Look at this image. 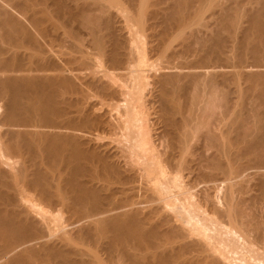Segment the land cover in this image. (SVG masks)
<instances>
[{
    "label": "bare ground",
    "instance_id": "1",
    "mask_svg": "<svg viewBox=\"0 0 264 264\" xmlns=\"http://www.w3.org/2000/svg\"><path fill=\"white\" fill-rule=\"evenodd\" d=\"M235 1L218 6L215 30L195 38L203 52L196 54L199 70L181 72L179 63L167 64V56V65L159 61L152 69V52H145L148 44L145 48L140 37L159 36L162 20L187 27V15L199 17L206 0H0V98L5 100L0 117L8 122L0 125V264H264V220L247 218L250 203L264 198V0H256L257 6L249 0L253 10L243 12L249 27L240 29L239 38L231 31L240 27ZM226 41L242 57L252 55L254 63L235 60L239 70L234 63L206 64L228 48ZM189 42H181L180 51L172 47L171 54L189 50ZM153 43L150 50L160 49ZM55 55L64 63L56 74L1 73L35 65L42 71ZM222 71L248 81L253 102L246 103L238 84L236 101L227 103V95L218 93ZM72 74L105 109L89 111L92 117L81 111L68 118L73 126L48 125L65 113L62 93L78 88ZM148 78L160 92L150 90ZM182 79L192 92L174 87ZM82 96L87 101L90 94L82 91ZM216 108L223 111L216 114ZM34 112L42 124L21 121ZM216 115L225 121L220 125L241 128L235 138L243 144L232 143L234 138L226 142L222 137L229 129L219 130L217 122L219 132L212 130L210 116ZM235 143L253 151L250 166L259 161L250 173L263 179L261 186L243 180L250 190L260 189L257 194L245 196L239 181L249 164L241 170L232 153L225 157V148ZM212 147L211 156L200 149ZM55 236L62 245L52 241Z\"/></svg>",
    "mask_w": 264,
    "mask_h": 264
},
{
    "label": "rangeland",
    "instance_id": "2",
    "mask_svg": "<svg viewBox=\"0 0 264 264\" xmlns=\"http://www.w3.org/2000/svg\"><path fill=\"white\" fill-rule=\"evenodd\" d=\"M206 1H208V3H209V0H206ZM219 1V2H218ZM220 1H222V0H217V3H216V1H214V0H211V3H213V4H211L210 3V6L208 5V3L205 5H203L204 7L206 6V8L204 9V7H201V8H203V9H201V10H199L200 12H199V17L201 16L202 18H199V17H195L194 16V14H188L187 15V20H188V22H187V27H181L182 29H180V27H178L179 28V32H178V28H177V25L176 24H174L173 25V23H171L170 25L168 24V23H170V22H166L167 23V25H166V23L165 22H163L162 23V21L160 22V20H159V22H160V24L158 23V25L159 26H157L156 28L158 29V31H156L157 29L155 28V30L153 31V34H154V32L156 31V32H160L161 30V32H162V34H161V32H160V35L159 36H157L158 34L157 33H155V35H156V37L157 38H159L158 39V42H159V45H160V43H162L161 44V46H157L156 44H154V43H156L157 42V38H154L155 37V35L153 36V35H149V34H151V33H149L148 34V32H147V41H148V39H150V37H152V39L154 38L155 39V41H154V43L152 42V40L150 41L151 43H153V45L158 49V47L160 48V49H158L157 51H156V49L154 50V51H156L155 53H153L154 51H152V49L150 50L149 48H148V46H149V44H150V42L149 43H146L147 41H144L143 40V38L145 37V36H143L145 33H144V31H143V33L144 34H142L141 32H142V29H141V37L140 38H142L141 40H142V42H144V44L143 45H145V48H146V46H147V44H148V46H147V49L149 50H147V51H145V52H152V56L151 55H149V56H151L149 59H151L152 57H153V59H152V62L154 61V63H153V65H155V66H153V68L152 69H155V67H156V65L157 66H161L160 65V63L158 64V62L160 61L161 62V64H165V65H167L168 63H170L171 65H176L177 63H179V64H177V66L179 67H177V69H179V70H181L182 68V70H181V72H184L183 70L185 69H187L185 72H187V71H193V70H199V68H198V66L201 64L200 62V57H201V55H202V51L198 48L199 47V44H198V41H196V37H200L201 35L202 36H204L202 33H206V31H207V34H210V31H211V33L215 30V28L217 27V23H216V21H218V19L216 18V16L219 14V7H220V5L222 4V5H227L228 6V4H232L231 6H234V3H232L233 1H235V0H230L231 1V3H227V2H229V0H223L222 1V3H220ZM227 1V2H226ZM238 1H239V3H238ZM237 1V4L235 3V5H237L235 8L233 7L232 9L234 10H236V12L240 15V19L238 20V22H236L237 24H235V25H239L238 27V29L236 28V26L234 27H230V28H228L229 30H231V29H235L236 28V30H231V31H233L234 33L232 34V36H236V38H239V36H240V32L241 31H243L246 27H249V26H247L248 25V17H246L248 14L247 13H249L250 12V10H249V12H247V10L248 9H252L254 6H257L258 4H257V2L256 3H254L256 0H251V1H253V2H251V3H254L253 5L254 6H251L252 4L251 3H249V0H238ZM236 2V1H235ZM245 2V3H244ZM223 3H225V4H223ZM244 6H243V5ZM248 4V5H247ZM208 5V6H207ZM229 5V6H230ZM201 6V5H200ZM199 6V7H200ZM219 6V7H218ZM239 6V7H238ZM198 7V8H199ZM211 7V8H210ZM217 7V8H216ZM245 7V8H244ZM213 8V9H212ZM241 8V9H240ZM246 10V11H245ZM253 10V9H252ZM211 11V12H210ZM218 11V12H217ZM118 12V11H117ZM203 12H205L204 14H201V13H203ZM243 12H245L247 15L245 16V13H243ZM211 13V14H210ZM120 14V13H119ZM217 14V15H216ZM117 15H118V13H117ZM121 15V14H120ZM119 15V16H120ZM191 16V17H190ZM212 18H211V17ZM243 16H244V18H243ZM217 17H219V15L217 16ZM242 17V18H241ZM197 18H199V19H197ZM204 18H205V20H204ZM208 20H207V19ZM209 18H210V20H209ZM190 19V20H189ZM193 19V20H192ZM240 20H243V21H240ZM241 22V23H240ZM243 22V23H242ZM164 23H165V25L166 26H164ZM190 23V24H189ZM193 23V24H192ZM240 23V24H239ZM161 24H163V25H161ZM199 24V25H198ZM201 24V25H200ZM205 24V25H204ZM211 24H213V25H211ZM217 24V25H216ZM245 26H244V25ZM195 25V26H194ZM204 27H203V26ZM210 25V26H209ZM216 25V26H215ZM164 26V27H163ZM169 26V27H168ZM173 26H174V28H173ZM197 26V27H196ZM206 26V27H205ZM159 27H160V29H159ZM163 27V28H162ZM191 27V28H190ZM201 29H200V28ZM170 28V29H169ZM196 28V29H195ZM208 28H209V30H208ZM170 31H169V30ZM175 29V30H174ZM199 29V30H198ZM227 29V28H226ZM223 30V31H225V32H229L228 31V29L227 30ZM240 29H243V30H240ZM160 30V31H159ZM166 30V31H165ZM180 30H182V31H180ZM198 30V31H197ZM152 31V30H151ZM150 30H149V32H151ZM176 31V32H175ZM184 31V32H183ZM203 31V32H202ZM170 32V33H169ZM183 32V33H182ZM198 32H200V33H198ZM235 32H236V35H235ZM174 33V34H173ZM179 33H181V34H179ZM224 33V32H223ZM179 34V35H178ZM225 34V33H224ZM228 34V33H227ZM146 35V34H145ZM149 35V36H148ZM163 35V36H162ZM166 35H168V36H166ZM169 35H172V36H169ZM175 35V36H174ZM182 35V36H181ZM192 35V36H191ZM194 35H196V36H194ZM143 36V37H142ZM174 36V37H173ZM181 36V37H180ZM201 36V37H202ZM223 36H226V35H223ZM228 36V35H227ZM149 37V38H148ZM171 37H173L172 39H171ZM176 37V38H175ZM165 38V39H164ZM170 38V42L172 41H175V42H169V39ZM175 38V39H174ZM234 38V37H233ZM145 40H146V38H144ZM186 40H187V42H189L190 43V49L189 50H183V52L181 53V54H183V55H176V56H173L171 53L172 52H174V50H173V48L175 49V51L176 50H178V51H180L181 49L180 48H182V46H183V44L185 45V43H186ZM235 41V44L237 43L236 41H237V39H234ZM180 41V42H179ZM193 41V42H192ZM179 42V43H178ZM183 44H182V43ZM197 42V43H196ZM227 42V41H226ZM146 43V44H145ZM168 43V44H167ZM175 43H177V44H175ZM228 43V48H226V46H225V48H223L224 50H222V55L221 54H219L217 57L215 56V58H213L211 61L210 60H208L209 62H207L206 64H208V65H212V64H220V65H222V67L226 64V65H232V63H234L233 65H235V67L237 66V63H238V65H244V64H247V63H252V60L251 59H253V58H251L250 56H252V55H250V54H245V56L243 55V57H242V55H239V54H237L236 53V49L235 48H232V46H230L231 44L229 43V41L227 42ZM170 44V45H169ZM172 44V45H171ZM188 44V43H187ZM197 44H198V47H197ZM230 44V45H229ZM168 45H169V47H168ZM179 45V46H178ZM182 45V46H181ZM227 45V44H226ZM152 46V44L149 46V47H151ZM167 47L168 49H165L164 47ZM171 46V47H170ZM177 46V47H176ZM181 46V47H180ZM194 46V47H193ZM173 47V48H172ZM193 47V48H192ZM163 48L165 49L164 51H163ZM197 48V49H196ZM231 48V49H230ZM161 49H162V51H161ZM171 49V50H170ZM198 49H199V51H198ZM226 49V50H225ZM172 51V52H171ZM230 51V52H229ZM235 51V52H234ZM161 52H167V53H163L164 54V56L161 54ZM168 52H169V55H167L168 54ZM189 52V53H188ZM195 52H197V53H195ZM202 52V53H201ZM147 53H145V56H147ZM159 55H162V56H160L161 57V60H162V58H164L163 59V61H161L160 60V57L157 55V54ZM187 53V54H186ZM195 53V54H194ZM59 54V53H58ZM150 54V53H149ZM188 55V58H187V56L186 55ZM196 54H198V56H200V57H198ZM190 55V56H189ZM193 55V56H192ZM195 55V56H194ZM227 55V56H226ZM237 55H239V56H241V59H239V56H237ZM250 55V56H249ZM148 56V57H149ZM167 56V57H166ZM182 56V57H181ZM56 57V58H55ZM55 59H54V61H51L50 63H49V65L47 64L46 66H45V68L46 69H43L42 71L41 70H38L37 69V67L38 66H32V70H30V69H27V68H29V67H25V66H22V67H16V69H18L17 71H4V72H1V73H3L2 75H4V76H10V75H12V74H21V73H25V74H28V73H31V74H33V75H35L36 73L37 74H41V73H58L61 69V67L62 68H64V63H62V65L60 64L62 61L59 59V57L57 58V55H55ZM167 58V60H166V58ZM172 57H173V59H172ZM175 57V58H174ZM176 57H178V58H176ZM194 57V58H193ZM237 57H238V59H237ZM247 57V58H246ZM171 58V59H170ZM191 58V59H190ZM229 58V59H228ZM245 60H244V59ZM58 59V60H57ZM176 59H178L179 61L177 62V60ZM195 59H199V60H195ZM222 59V60H221ZM243 59V60H242ZM57 62H56V61ZM176 60V61H175ZM181 60H182V62H181ZM190 60V61H189ZM197 61L196 63L194 62V64H192L193 63V61ZM224 60V61H223ZM237 61V63H236V61ZM240 60V61H239ZM247 60V61H246ZM150 61V60H149ZM166 61H167V64H166ZM170 61V62H169ZM187 61L189 62V63H187ZM214 61V62H213ZM220 61V62H219ZM234 61V62H233ZM242 61V62H241ZM164 62V63H163ZM175 62V63H174ZM190 62H192L191 64H190ZM198 62H199V64H198ZM226 62V63H225ZM227 62H230L229 64L227 63ZM246 62V63H245ZM189 64L188 66H187V64ZM242 63V64H241ZM253 63H254V59H253ZM52 64V65H51ZM170 64H168V65H170ZM186 64V65H185ZM184 65V66H183ZM197 65V66H196ZM225 65V66H226ZM56 66V67H55ZM59 66V67H58ZM197 68H195V67ZM34 67L36 68V69H34ZM53 67V68H52ZM188 67H190V68H188ZM194 67V68H193ZM227 67V66H226ZM193 68V69H192ZM232 68V67H231ZM54 69H56V70H54ZM188 69H190V70H188ZM228 69H230V68H226L225 69V67H224V70L226 71V70H228ZM233 69H234V67H233ZM236 69H240V67L238 68V67H236ZM38 70V71H37ZM223 70V69H222ZM235 70V69H234ZM41 73H40V72ZM54 71V72H53ZM222 73V76H223V71L222 72H220V74ZM226 73V72H225ZM224 73V74H225ZM74 74H72V80L74 81V83H76V85L78 86V88H77V90L76 89H71V90H65L64 92L65 93H67L68 92V94H65L64 92V95H63V93H62V98H61V100L63 101V99H66V100H64L63 102H62V106L64 107V109H65V113H62V114H60V115H58V116H54L53 117V119L51 120V122L50 123H47L48 125H53V126H69V125H71V126H73L74 124H68V118H75V117H79V115H81L82 113H80L81 111H83L84 110V112L83 113H85V115L87 116L88 115V117H90V115H91V112L93 113V112H95V113H93L92 115H94V114H97L96 112H99V114H102L103 113V110L105 109V107L103 106L102 108H101V110H100V105H97V103L99 104V102H94V101H99V100H95V99H98V98H96V96H93V93L91 92V90L90 89H88L87 87H86V85L85 84H83L82 83V81H81V79H80V77H78V76H76V75H74ZM229 75V76H228ZM217 76V75H216ZM219 77H216L217 79H218V81H217V86L219 87V92L218 93H221V94H224L225 96L227 95V101H229V102H227V103H229L230 105L234 102V100L236 101V92L234 91V89H235V86L236 85H238L239 84V86H240V88L242 89L243 88V91H244V94H245V97H244V99H245V101H246V103L248 102V99H250L249 101H252V97H250V95H251V92L247 89L248 88V84H249V82L248 81H245V79L243 80V79H239V80H233L232 78H230L231 76H232V74H225L224 75V77H225V79H223L222 80V77L220 76V75H218ZM75 77H77V78H75ZM220 77H221V79H220ZM202 80L204 79V77H200ZM148 79H150V80H148V81H150L151 82V84H149L150 86H153V83L154 82H152L153 81V78L151 79V78H148ZM183 80V81H182ZM182 80H180L179 81V84H177V85H175L174 87L175 88H178L179 90H181V89H183V90H181L182 92L185 90H187V89H189V90H187V92L189 91V92H192V90H193V88H192V86H188V80L187 79H182ZM184 80H185V82H184ZM187 80V81H186ZM220 80V81H219ZM230 80H231V82H230ZM221 81H223L222 83H221ZM181 82V83H180ZM184 82V83H183ZM234 82V83H233ZM228 83V84H227ZM182 84V85H181ZM186 86H185V85ZM227 84V85H226ZM156 85V84H155ZM222 87H221V86ZM148 86V85H147ZM150 86L148 87L149 89H150ZM224 86V87H223ZM244 86V87H243ZM154 87H156V88H154ZM189 87V88H188ZM156 89V92H155V90L154 89ZM157 88L159 89V87H157V85L156 86H153L152 87V89H150L151 91H153L154 90V92L157 94ZM223 88V89H222ZM245 88V89H244ZM174 89V88H173ZM177 89V90H178ZM190 89H191V91H190ZM73 90V91H72ZM179 90H178V92H179ZM225 90V91H224ZM82 91L83 92H87V93H89L90 94V97H88V100L86 101L84 98H83V96H82ZM180 91V92H181ZM184 91V92H185ZM223 91V92H222ZM249 91V92H248ZM159 92H160V89H159ZM246 92V93H245ZM248 92V93H247ZM151 93H153V92H151ZM155 93H153L154 95H155ZM246 94H247V96H246ZM66 95V96H65ZM64 97V98H63ZM81 98H83V99H81ZM247 98V99H246ZM238 99V98H237ZM5 100L4 99H2L1 100V98H0V104L1 105H3L5 102H4ZM84 101V103L82 104V102ZM181 101H184V97H182L181 98ZM70 104H69V103ZM88 102H89V104H90V102H91V104L88 106L87 104H88ZM94 102V103H93ZM253 102V101H252ZM63 103H65V104H63ZM93 103V104H92ZM249 103V102H248ZM247 103V104H248ZM157 104L159 105V103L157 102ZM156 103H155V107H156V105H157ZM92 105V106H91ZM82 106H86L85 108H86V110H85V108H82ZM158 107V106H157ZM220 107H222V106H220ZM104 108V109H103ZM219 108V107H218ZM218 108H216V110L215 111H217V113L216 114H219V113H221L220 112V110H222L223 111V109L222 108H220V109H218ZM5 106L4 107H1V109H0V116H2L4 113H5ZM82 109V110H81ZM88 110V111H87ZM89 111H91V112H89ZM4 112V113H3ZM87 112V113H86ZM100 112H102V113H100ZM219 112V113H218ZM92 115H91V117H92ZM214 115V114H213ZM215 116V115H214ZM212 117V116H210L211 118H213L212 119V122H213V124H210L211 125V127L213 128L212 130H214V131H216V132H219V130H223V128H224V130H227V129H229V128H227L228 126H226V127H224L222 124V127H221V125H220V122L221 123H224L225 121H218V120H216V119H218V118H220V117H217L218 115H216V118L215 117ZM209 118V117H208ZM207 118V119H208ZM221 119V118H220ZM209 120V119H208ZM207 120V121H208ZM216 120V121H215ZM24 124L26 123V124H32V125H34V124H42V122H41V120H40V118H39V116H38V114L37 113H31L30 115H27V117L26 118H23V120H21ZM249 121V120H248ZM208 122H210V121H208ZM212 122H210V123H212ZM215 122H217L218 123V127H219V130H218V128H216L217 127V123L215 124ZM245 122H247V121H245ZM6 124V123H8L5 119H2L1 117H0V125L1 124ZM251 122L249 121V124H250ZM213 125V126H212ZM220 125V126H219ZM243 125H247V127H249V126H251V125H249L248 126V124L247 123H244ZM243 125H242V127H243ZM221 127V128H220ZM246 127V128H247ZM237 129V128H236ZM234 129V130H232V129H229V132H230V134H229V132L227 131V132H225L224 131V134L225 135H227V136H225L224 135V137H222V138H224V140L226 141V139L227 140H229L230 141V139L232 140L233 138L235 139H233V141H232V143H234V141L235 142H237L238 140V142L239 143H241V144H243L241 141H240V139H238V137H237V140H236V135L238 136V134H237V132L241 129ZM244 129V128H243ZM221 130V131H222ZM246 130V129H245ZM242 131V130H241ZM244 131V130H243ZM234 134H233V133ZM229 134V136H230V138H229V136H228V134ZM239 133V132H238ZM240 133H242V132H240ZM239 133V134H240ZM5 138V135L3 136V139ZM194 138H196L197 139V137H194ZM103 140H106V139H103ZM223 140V141H224ZM196 141H198V139L196 140ZM195 141V142H196ZM193 142H194V139H193ZM193 143V145H194V149H197V146L195 145L196 143ZM226 142H228V141H226ZM198 143V142H197ZM236 144L237 143H235L233 146L234 147H231L230 148V146L232 145H229V148L227 147V149L225 148V150L226 151H224V153L226 152L227 154L225 155V154H222V157H220L221 158V160L222 159H224L226 156L227 157H229V156H231V153H232V157H233V155H234V157H235V159H239L237 162H241V163H235V165L236 164H240L239 166H242V164H243V166L242 167H240V169L241 168H243V167H245L246 168V166L245 165H247V164H249V163H253V161H250V159H252L253 158V156L251 155V154H253V151H252V153L249 151H244V150H248V149H243L242 148V146L241 147H239L240 146V144H237L238 146H236ZM196 146V147H195ZM233 148V149H232ZM240 148H242V149H240ZM244 148H245V146H244ZM247 148V147H246ZM201 150H202V152L204 151V153H205V155H207L208 154V152H210L208 155L209 156H211V154L212 155H214V152H216V149H215V147L213 148H211V150H210V148H207V150H204V149H202V148H200ZM200 149L199 150H195V153L198 151H200ZM208 149H209V151H208ZM228 149H230V153L228 154ZM236 150V151H235ZM214 151V152H213ZM232 151V152H231ZM234 151V152H233ZM240 151V152H239ZM202 152H200V153H202ZM237 152V153H236ZM245 152V153H244ZM248 152V153H247ZM199 153V154H200ZM243 153V154H242ZM249 153H251L250 154V156H249ZM192 154H194V152L192 153ZM196 154H198V153H196ZM199 154L197 155V157L199 156ZM237 154V155H236ZM240 154V155H239ZM247 154V155H246ZM255 154V153H254ZM195 155V154H194ZM207 155V156H208ZM218 155V154H217ZM223 155H225V157L223 156ZM220 156V155H219ZM240 156V157H239ZM193 157V156H192ZM196 157V158H197ZM232 157L230 158V159H232ZM237 157V158H236ZM193 158H195V157H193ZM241 158V159H240ZM247 158H250V159H247ZM227 159H229V158H227ZM227 159H225V160H227ZM234 159V158H233ZM242 159H243V161H242ZM246 159V160H245ZM224 160V163L226 162ZM241 160V161H240ZM253 160V159H252ZM249 161V162H248ZM259 163V161H256L255 163ZM257 163V165L255 164V165H252V166H250V164H249V166L251 167V169H250V167H248L249 168V170H246L245 171V169H241L242 171H243V173H242V171H241V174L243 175H241V176H239V177H241L240 178V180L239 181H241L242 180V184L244 185V183L245 182H247V181H243V180H249L248 182H247V184H245V185H247L248 186V183H249V185L250 186H252V184H255L253 187H255L256 186V183H254V182H256V181H258V182H260L258 185H257V187H259V186H261V181H263V179L262 178H264V175H263V177L260 179V180H258L259 178H260V176L258 177L256 174V176L258 177V179L256 180V177L254 176V175H252L251 173H250V171L251 170H253V171H251V172H254V168H253V166H258L259 164ZM260 164H262V163H260ZM248 166V165H247ZM253 168V169H252ZM247 169V168H246ZM247 171H248V173L249 174H247ZM254 174V173H253ZM193 175H195V173H193ZM255 178H253V177ZM238 177V178H239ZM255 180V181H254ZM202 183H200L199 184V187H201L202 185H201ZM244 185V186H245ZM247 186H245L247 189H245V191H247L246 193H245V196H246V194L249 196L250 194H249V192L248 191H251L250 193H258L259 192V190L257 191H255V188H253V189H251L250 190V188H248ZM249 186V187H250ZM263 186H264V184H263ZM252 188V187H251ZM260 188H262V187H260ZM257 189V188H256ZM262 190H264L263 188H262ZM261 191V190H260ZM105 192H107V191H105ZM261 192H263V194H264V191H261ZM260 192V195L262 194ZM251 194V195H252ZM244 195V194H243ZM255 195V194H254ZM259 195V196H260ZM118 196V195H117ZM263 196V195H262ZM262 196H260V198H262ZM114 197V196H113ZM112 197V199H114V200H116L117 198L115 197V198H113ZM120 197V196H119ZM251 197H253V196H251ZM257 197V196H256ZM250 198V197H249ZM255 198V197H254ZM259 198V197H258ZM257 198V199H258ZM258 199V200H260V202L257 200L256 201V204H255V200H256V198H255V200H253V204L252 203H250V202H247V203H250L251 205H252V209H251V205L249 204L248 206L250 207V209H247V211H248V215L249 216H251V217H248V215H247V218H252L253 217V220L255 219H259V221L260 220H262V222H263V220H264V217H263V215L262 214H264V207H263V204H264V200H262V199H264V198H262V199ZM113 200V201H114ZM121 200V197L119 198V201ZM112 201V203H114ZM118 201V200H117ZM249 201V200H248ZM251 202H252V200H250ZM261 201H263V202H261ZM259 202V203H258ZM115 203L116 204H118L116 201H115ZM121 203V202H120ZM148 204V203H147ZM255 205H257V206H255ZM262 205V206H261ZM254 206V207H253ZM260 207V208H259ZM256 211H258V212H256ZM261 211V212H260ZM254 212V213H253ZM257 215H256V214ZM256 216V217H255ZM261 217H262V219H261ZM79 227V226H78ZM77 226L74 228V230H76L77 228H78ZM50 238V237H49ZM53 238V239H52ZM52 238H50L49 239V241H48V243H50V241H51V239H52V241H54L55 240V238H56V242H58L59 243V245H62V244H60V242L59 241H57V237L55 236V237H52ZM59 240V239H58ZM51 241V242H52ZM55 242H53V244H54ZM58 243H55V244H57L58 245Z\"/></svg>",
    "mask_w": 264,
    "mask_h": 264
}]
</instances>
